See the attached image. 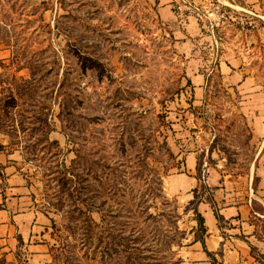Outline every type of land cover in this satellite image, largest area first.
<instances>
[{
	"label": "rangeland",
	"instance_id": "374dc122",
	"mask_svg": "<svg viewBox=\"0 0 264 264\" xmlns=\"http://www.w3.org/2000/svg\"><path fill=\"white\" fill-rule=\"evenodd\" d=\"M159 1L0 0V156L50 218L52 264H108L105 238L85 234L88 214L134 243L136 263L123 264H195L211 171L264 212L252 122L264 119V0H173L202 26L187 46ZM179 172L201 179L193 197L171 190Z\"/></svg>",
	"mask_w": 264,
	"mask_h": 264
},
{
	"label": "crops",
	"instance_id": "0c3cea01",
	"mask_svg": "<svg viewBox=\"0 0 264 264\" xmlns=\"http://www.w3.org/2000/svg\"><path fill=\"white\" fill-rule=\"evenodd\" d=\"M157 12L163 21L173 27L180 45L193 43V37L201 34L199 18L192 12L186 13L185 18L181 17L173 0H160ZM258 40L264 43V33ZM225 64L221 63L223 71L228 66ZM191 75L193 88L198 93L203 88L205 74L200 73L197 67ZM246 78H241V84ZM252 122L253 130L264 136V119L256 117ZM183 165L188 172H193L197 167V152L187 151ZM257 174L260 194L256 192L254 197L264 205V163L257 167ZM221 178L217 171L208 173L204 179L206 192L200 194L201 198L196 202L207 229L205 245L211 254L201 240L193 239L190 243L192 257H189L195 259V264H264V229L261 227L264 212L254 207L253 197L234 199L222 186ZM200 182L197 176L186 172H179L168 181L173 192L187 190L191 197L195 195V188ZM209 193L214 206L204 196ZM215 207L221 215L220 219ZM49 222L48 214L36 205V198L25 175L15 164L3 162L1 157L0 264H52Z\"/></svg>",
	"mask_w": 264,
	"mask_h": 264
},
{
	"label": "trees",
	"instance_id": "16d2710c",
	"mask_svg": "<svg viewBox=\"0 0 264 264\" xmlns=\"http://www.w3.org/2000/svg\"><path fill=\"white\" fill-rule=\"evenodd\" d=\"M88 206L95 207L93 203L86 202ZM214 206V202L212 203ZM98 205H96L97 207ZM99 208V207H98ZM217 217L220 219L221 215L217 209V207L214 208ZM197 210V208H195ZM198 212V210H197ZM201 216L200 212H198ZM104 219V217L102 218ZM84 231L87 236H91L94 232L95 234L99 233L100 236L104 237V243L99 244V246L104 247L103 254L107 255L108 257V264H123V261L121 260V256H126V261L128 263L137 261L136 256L137 253L134 249L135 245L131 242V240H126L124 236L121 235V237H116V231L115 229L108 224V222L101 223L100 221L96 220L91 214H88L86 222L84 224ZM199 228L201 230V234L197 235L194 239L201 240L205 249L209 254L211 252L206 248L205 245V233L207 231L206 226L204 224V219L201 216L199 219ZM120 234V233H119ZM86 236V239L88 238ZM83 244H87V240L83 242ZM110 255V257H109Z\"/></svg>",
	"mask_w": 264,
	"mask_h": 264
},
{
	"label": "built area",
	"instance_id": "2783aa9c",
	"mask_svg": "<svg viewBox=\"0 0 264 264\" xmlns=\"http://www.w3.org/2000/svg\"><path fill=\"white\" fill-rule=\"evenodd\" d=\"M174 6H175V9L176 11L178 12V14L182 17L185 15V13H188L187 10L185 9V7L182 5V4H175L174 3Z\"/></svg>",
	"mask_w": 264,
	"mask_h": 264
}]
</instances>
